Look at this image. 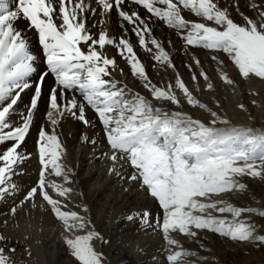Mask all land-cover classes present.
<instances>
[{"label": "snow or ice", "instance_id": "6c2138e0", "mask_svg": "<svg viewBox=\"0 0 264 264\" xmlns=\"http://www.w3.org/2000/svg\"><path fill=\"white\" fill-rule=\"evenodd\" d=\"M129 2L146 10L148 18L127 10ZM250 10L254 16L240 12L239 0H0V202L12 200L7 215L14 217L25 204L35 208V201L40 198L61 222L65 244L77 264H104L103 254L95 250L93 242L109 241L94 230L87 215L88 206H82L83 214L64 211L62 208L67 205L59 199H67L72 193L67 185L72 183L74 173L60 162L65 150L57 126L68 116L90 126L86 117V108L90 107L108 146V152L102 155L111 161L109 173L134 182L158 203L161 212L144 209L125 219L161 230L167 245V264H189V258L195 255L184 250L173 233L196 238L199 231H210L236 243L264 244V223L244 218L245 214H255L264 221V210L214 199L227 193H246L248 188L242 177L264 181V127L234 125L219 116L194 98L178 74L174 84L157 86L128 39L110 37L103 27L94 35L86 24L89 15H99L101 20L93 26L103 25L115 11L132 25L140 47L151 53L161 67L175 71L169 52L152 36L148 20L155 17L172 29L186 48H202L211 53L221 81L234 85L223 70L224 61L216 54L223 53L240 78L264 81V0H252ZM185 12L198 20L187 19ZM234 14L241 17L240 22H236ZM19 20H25L38 33L46 57L47 70L35 82L32 78L37 73V56L16 26ZM81 45L87 50H82ZM109 45L118 49L132 77L143 83L154 100L180 108L179 90L188 105L207 111L211 119L205 123L182 111L156 107L123 81L112 78L113 71L123 75L124 70L102 51ZM192 60L196 67L201 66L198 58L193 56ZM49 74L55 80L46 112L51 130H39V178L17 202L15 197L21 189L13 177L20 174L19 166L28 159L22 145ZM200 78L207 82L208 90L213 89L206 72L192 76L193 81ZM29 89L33 95L26 111L20 114L21 123L16 124L13 117L22 94ZM69 92H78L83 102L75 95L69 97ZM238 107L247 111L242 103ZM84 142L93 146L98 143L88 137ZM125 165L132 170L127 176L120 171ZM46 173L60 178L62 183L49 180ZM8 242L9 237L0 234V264H16L10 255L16 249L9 247Z\"/></svg>", "mask_w": 264, "mask_h": 264}, {"label": "bare ground", "instance_id": "6f19581e", "mask_svg": "<svg viewBox=\"0 0 264 264\" xmlns=\"http://www.w3.org/2000/svg\"><path fill=\"white\" fill-rule=\"evenodd\" d=\"M251 2L252 0H239V11L250 17L255 15L250 10ZM13 10H15V6H13ZM127 10L138 11L145 19L149 16L146 10L131 2L127 4ZM184 15L189 20H198L188 12H185ZM234 19L236 22H240L241 17L234 14ZM100 20L99 15H89L86 20L89 31L94 35H98L101 27H103L110 37L118 40L121 36H124L128 39L136 55L144 64L150 80L157 86L166 87L169 83L174 84V77L178 74L194 98L212 111H216L219 116L231 120L234 125H248L254 128L264 127V81L258 78L250 80L240 78L230 60L223 53L216 55L224 61L223 70L234 80V85H227L221 81L216 70L217 64L211 59V53L202 48H186L184 42L178 39L175 32L155 17L148 20L152 29V36L159 40L169 52L176 66L175 71L171 68L161 67L160 64L156 63L152 59L151 53L140 47L138 38L131 31L132 25L120 19L115 11L107 18V23L93 26L98 24ZM16 26L27 37L32 54L37 56V73L32 78L35 82L39 74L47 70L45 67L46 58L42 56L43 49L39 44L38 33L29 28L25 20L17 21ZM81 48L87 50L84 45H81ZM102 51L107 57L114 58L118 68L124 70L123 75L118 70L113 71L112 78L123 81L133 92L145 96L156 107H163L169 111H182L205 123L211 119L207 111L188 105L179 90H177V96L182 101L180 108L169 102L154 100L148 90L143 87V83L132 77L129 66L118 54L116 47L109 45ZM193 56L201 61L200 67H196L193 63ZM189 65H191V68L188 67ZM201 71L208 74L209 82L213 84L212 90L206 88L207 82L202 78L193 81L192 76L199 77ZM54 86V77L49 74L42 86V96L38 109L34 113L30 132L24 145H22L24 154L28 156V159L24 160L19 166L18 172L20 174L13 177L21 189L19 195L15 197L17 202L23 198L26 191L37 184L39 178L41 165L38 153V133L42 127L51 130L46 112L49 110L48 95ZM32 95V89L26 90L22 94L17 112L13 117L16 124L21 123L22 117L20 114L26 111ZM73 95L76 96L78 101L83 102V98L78 92L68 93L69 97ZM241 103L246 106L247 111H243L238 107ZM86 117L91 122L90 126H85L82 122L68 116L60 122L56 129L65 150L60 162L72 169L74 173L72 183L67 185L73 190L72 193L67 199L59 198L62 203L67 205L62 210L78 211L83 214L82 206H88L89 212L87 215L94 225V230L109 241V243H104L101 240L93 242L95 250L103 254L104 264H167V252L165 251L167 245L161 230L154 227L145 228L139 221L128 222L125 219L128 214L144 209L152 213L161 212L158 203L147 196L134 182L130 183L115 174L109 173L111 161L102 155L108 152V146L104 140L98 117L90 107L86 108ZM85 137L96 139L98 143L95 146L85 143ZM120 171L124 176H127L132 170L125 165ZM46 176L49 180L62 183L61 179L54 175H47L46 173ZM240 179L247 185L248 191L246 193H227L222 194L221 197H214V199H223L234 206L256 208L251 203L259 195H264V181L249 177ZM52 195L56 198L55 193H52ZM35 203V208H32L30 204H25L23 208L17 210L16 215L13 217L7 215L12 200L9 199L7 203L0 202V213H4L0 215V234L9 237L8 243L23 247L17 254L11 253L12 258L15 260L22 253L21 259H24L25 264H77L74 257L69 258L67 255L70 250L65 244L64 237L66 233L61 222L54 217L50 210H47L49 206L46 205V202H42L40 198H37ZM42 203L44 204L43 207H41ZM260 208H264V204ZM4 221H7V223L5 224ZM250 221L258 224L264 223L259 217L250 219ZM172 235L184 250L195 253L193 257L189 258V264L193 262L209 264L212 260V257L206 256L210 252L209 249L212 248L213 251L216 245L228 246L231 244L229 239L210 231H199L196 238L186 237L178 233ZM254 245L256 244L251 243L250 247ZM29 251L31 255L28 254Z\"/></svg>", "mask_w": 264, "mask_h": 264}, {"label": "rangeland", "instance_id": "374dc122", "mask_svg": "<svg viewBox=\"0 0 264 264\" xmlns=\"http://www.w3.org/2000/svg\"><path fill=\"white\" fill-rule=\"evenodd\" d=\"M42 56L44 57L43 53ZM45 67H46V60H45ZM258 197L251 204L256 208L258 207L260 210H264V208H260L262 207V204H264V195L262 196L259 195ZM256 217L258 216H256L255 214H251V215L247 214L244 216V218L248 219L249 221L250 219H256ZM250 244L251 242L236 243L231 241V244L228 246L222 244L216 245L213 251L211 248L209 249L210 252L208 251L209 253H207L208 255L206 254V256L212 257L211 258L212 260L209 264H264V244H261L259 246L254 245L252 247H250ZM8 246L16 249L14 254H17L18 251L20 252V250L23 249V247L18 244L8 243ZM67 255L69 256V258H72L71 252H68ZM20 256L19 258L15 259L16 264H25V262L23 261L24 259H21L22 253ZM192 264H199V263L193 262Z\"/></svg>", "mask_w": 264, "mask_h": 264}]
</instances>
